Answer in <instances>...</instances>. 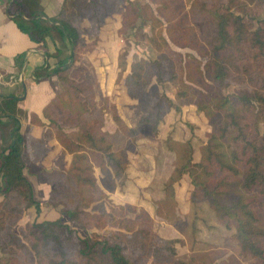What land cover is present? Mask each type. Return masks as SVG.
Returning a JSON list of instances; mask_svg holds the SVG:
<instances>
[{"label": "trees", "instance_id": "obj_1", "mask_svg": "<svg viewBox=\"0 0 264 264\" xmlns=\"http://www.w3.org/2000/svg\"><path fill=\"white\" fill-rule=\"evenodd\" d=\"M80 1L81 4L75 2L71 8L79 12L87 10L86 0ZM95 1L91 10L95 15L92 21L100 26L103 18H98L96 12L101 9L106 16L109 10L98 0ZM146 1L128 0L125 10L114 11L121 14L118 32H123L133 20L140 19L142 24L147 23L150 33H144V37L158 52L156 59L150 62L144 59L133 62L124 76L126 63L122 54H126V49L117 55L119 72L116 81L122 80L128 96L138 100V122L152 123L156 130L171 107L178 109L156 91V85L152 82L153 73L158 82L168 81L176 87L175 94L180 104L194 103L205 116L214 111L222 115L217 130L207 134V142L201 147L198 160H193L192 147L188 141L173 142L168 146L175 155V165L166 178L165 197L175 201L176 188L186 176L190 201L206 200L216 217L226 227L233 228V238L240 254L252 258L256 264H264V226L258 224L256 212L257 207L264 205V83L248 78L246 81H251L250 90H238L236 94L222 91L227 81L237 76L238 70L232 68L231 60H237L241 49L259 51L258 63L264 74V26L251 29L242 16L232 10L205 6L202 0H186L193 20L202 24L201 38L206 37L205 45L200 44L198 49L201 55H208L204 64V77L202 71L196 69L197 66L191 67L192 61L198 62L197 59L191 57L185 61L186 80L196 83L193 74H199L210 81L204 88L198 89L181 80L178 75L181 55L169 45L170 41L177 46H187L191 36L184 34H189L188 30L192 28L177 24L171 28L168 26L166 33L162 34L163 22L168 25L174 22L169 16L170 12L163 10L166 3L149 0L156 3L154 10ZM64 3L55 17H46L40 7V0H12L7 6V13L18 29L35 43H43L46 38L62 44L67 39L70 43L69 54L58 58L53 67L42 65L34 71L35 80L55 76L62 86L42 111L48 121L46 135L54 137L62 146V154L57 160L58 168L44 172L51 185L47 203L53 206L55 201L62 202L64 209L59 211L60 214L84 226H89L87 218L93 217H96L99 226H103L104 222L100 224V221L107 222L106 218L113 216L111 209L114 205L109 206L111 213H106L101 198L86 196L89 191L103 192L98 187L94 168H99L101 174L112 181L125 179L128 166L126 152L135 149V129L128 128L115 106H112L111 118L117 130L127 137L123 149H115L103 130V119L95 117L96 114L101 115V108L88 92L90 87L81 88L78 84L82 83L74 80L76 77L87 84L86 79L79 73L68 75L78 55L92 50L96 42L88 44ZM82 46L84 49H81ZM56 51L58 56L61 50L58 48ZM77 69L81 72L84 68ZM242 81L246 82L245 78ZM17 101L14 95H0V126L3 119L12 124L9 133L1 129L0 144V193L3 195L0 210L6 214L5 226L9 229L21 218L24 209L33 206L39 214L41 207L33 198L31 184L23 174L25 164L21 152L26 137L20 133L19 117L23 111L18 108ZM30 141L39 150L35 156L38 159L44 151L43 141L35 138ZM66 153L71 158L65 167L63 157ZM59 217L35 218L20 227L19 235H12L10 244L25 249L27 261L31 260L35 264H134L124 253L127 244L136 249L150 250L147 253L152 257L153 264H215L175 258L173 243L176 239H159L160 245L152 247L150 238L153 235L145 227L135 228L125 222L113 221L117 229L108 235L80 237ZM74 238L78 247L77 257L72 259L64 249ZM51 243L56 245L54 252L50 250ZM27 249L31 252H27Z\"/></svg>", "mask_w": 264, "mask_h": 264}, {"label": "rangeland", "instance_id": "obj_2", "mask_svg": "<svg viewBox=\"0 0 264 264\" xmlns=\"http://www.w3.org/2000/svg\"><path fill=\"white\" fill-rule=\"evenodd\" d=\"M202 1L205 6L220 8L218 10L228 9L241 15L251 29L264 26V0ZM75 2L82 3L80 0H63L67 12L73 20L77 21L84 39L88 44L96 43L92 50L89 49L79 54L80 56L78 55L73 67L69 69L68 75L79 73L86 79L88 85L83 84L84 80L76 77L74 80L82 83L78 84L81 88L90 87L88 92L92 94L98 107L101 108V115L96 114L95 117L103 119V130L108 134L115 149H123L127 137L123 132L117 130V126L111 118L112 106H115L124 124L128 128L135 129L133 134L135 138L131 137L134 138L135 149L126 152L129 176L127 177L126 169L125 179L112 181L111 178L102 175L99 168H94L98 187L103 192L92 191V193L89 191L86 196L101 198L106 213H111L109 206L114 205V208L111 209L113 216L106 218L107 222L100 221V224L104 222L103 226L98 225L95 221L96 217L87 218L89 226H84L67 215L60 214L59 211L64 209L60 201L52 203L53 206L47 202L40 204L39 214L36 213L33 206L24 209L21 218L16 224L11 225L10 229L5 226V212L0 210V264H35L31 260L27 261L25 249L10 244L13 239L12 235H19L20 227L31 223L35 218L56 219L59 216L60 220L80 237L108 235L117 229V225H114L113 221H121L127 223L128 226L145 227L150 230L153 235L150 238L152 247L160 245L159 239H176V242L173 243L175 258L180 260H192L195 263L256 264L252 258L240 254L233 238V228L226 227L216 217L206 200L190 201L186 183H182L176 189L175 201L165 197L166 179L164 177L172 171L171 169L175 165V155L168 149V146L173 142L188 141L192 147L193 160H198L201 147L207 142V134L215 132L222 122L221 112L214 111L209 116H205L194 103L180 104V100L176 98L175 94L176 87L168 81L158 82L155 73L152 72V82L156 85V91L159 95L163 94L168 98L178 109L171 107L165 113L162 121L158 123L156 130L153 129L152 123H139L138 100L128 96L122 80L116 81L115 79L114 81L115 74L119 72L115 59L117 51L119 53L126 49V54H122L126 63L123 76L129 72L131 64L136 60L144 59L150 62L156 59L158 52L150 46L144 37V33H150L149 25L142 24L141 20L137 19L129 22L123 32H118V28L121 26V14L114 13V11L125 10L128 0H98L109 10L106 16L103 15L101 9L96 12L98 18H103L100 26L92 21L95 15L91 10L96 3L95 0H86L87 10L80 12L71 8ZM146 2L150 3L155 10L156 3H151L149 0ZM162 2L166 3L163 10L169 11L170 18L174 20L170 25L163 22L162 34L166 33L168 26L171 28L177 24L192 28V30H188L189 34H184L191 36V38L185 39H191L187 46H177L170 41L169 45L172 50L181 55L178 62V75L181 80L185 81V84L202 89L210 82L207 78H203L204 64L208 55H201L198 51L200 44L205 45L206 37L201 38L202 24L200 21L193 20L194 16H191L190 5L186 0H162ZM186 16L188 18L182 21ZM81 49H84L83 46ZM258 56L259 51L256 50L241 49L238 51L237 60H231L232 68L238 70V77L227 81L228 83L222 88L224 93L236 94L238 90H250L252 80L264 83L262 81L264 74L258 63ZM191 57L198 60V62L192 61L191 67L197 66L196 69L202 71L203 74L202 78L199 74H193L197 80L196 83L186 80L185 61ZM240 66H242L241 70ZM77 68L84 69L80 72ZM243 78L245 81L248 78L251 79L250 83L242 81ZM58 84L59 89L62 88L59 81ZM2 196L0 193V199ZM256 212L258 224L264 226V205L257 207ZM55 246V243H51L50 250L52 249L54 252ZM77 247V241L74 238L66 245L64 252L69 258L75 259ZM27 252L31 251L27 249ZM147 252H150L147 248L145 250L136 249L128 244L124 249V253L133 260L134 264H153L152 257Z\"/></svg>", "mask_w": 264, "mask_h": 264}, {"label": "crops", "instance_id": "obj_3", "mask_svg": "<svg viewBox=\"0 0 264 264\" xmlns=\"http://www.w3.org/2000/svg\"><path fill=\"white\" fill-rule=\"evenodd\" d=\"M11 1L0 0V95H14L18 98L17 106L23 111L19 117L20 133L26 137L21 152L25 164L23 174L31 184L33 198L43 204L48 201L51 190V185L44 172L58 168L57 160L62 154V146L54 137L46 135L48 121L42 111L46 104L58 94L59 84L55 76L35 80L34 71L42 65L53 67L58 58L69 54L70 43L67 39L62 44L51 38H46L40 44L31 41L25 33L18 29L11 15L7 13V6ZM62 3L63 0H40V7L46 17H55ZM58 48L61 52L57 56L56 49ZM117 55L118 51L115 59L116 67ZM2 122L4 125L2 123L0 126V144L2 143L1 129L9 133L12 127L7 119H3ZM31 138L43 141L44 151L38 159L35 156L36 151L39 152V150L35 149L30 141ZM63 158L66 167L69 164L70 155L66 153ZM127 172L128 177L129 165ZM171 173L172 171L164 179ZM182 183H186L187 187L186 176L180 185Z\"/></svg>", "mask_w": 264, "mask_h": 264}]
</instances>
